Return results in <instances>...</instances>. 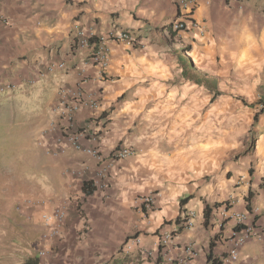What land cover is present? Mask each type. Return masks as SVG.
Masks as SVG:
<instances>
[{
    "label": "crops",
    "instance_id": "1",
    "mask_svg": "<svg viewBox=\"0 0 264 264\" xmlns=\"http://www.w3.org/2000/svg\"><path fill=\"white\" fill-rule=\"evenodd\" d=\"M238 5L237 0H209L193 11L194 18L204 23L203 31L176 33L168 27L179 13L175 0H0V15L11 22L9 26L0 23V83L36 85L40 78L46 79L45 85L60 83L48 108L46 126L38 127L37 135L43 131L42 139L56 144L60 133L48 138L45 131L49 122L58 117L62 94L71 91L80 92L85 99L98 98L97 110L93 112L84 103L75 120L81 127L92 115L97 117L100 136L94 140L84 138L82 145L98 148L109 159L107 190H94L85 196L82 184L89 182L96 164L84 152L71 147L54 157L44 152L46 163L42 170L57 197L67 201L68 218L75 220L74 231L79 232L86 222L89 227L81 238L87 240L97 232L94 226L98 227L89 244L90 252L112 254L133 232L138 233L146 251H152L157 233L171 230L173 254H182L183 245L193 243L198 257L192 264H207L209 241L221 226L223 237L213 252L221 257L226 251L225 239L232 221L218 227L211 219L209 226L203 225L205 203H214L218 198L212 194V184L206 177L220 171V157H210L204 145L209 143L208 138L200 143L186 136L192 133H187L191 128L185 124V113L197 104L200 95H206L209 102L212 94L204 85L183 78L180 58L191 61L199 74L216 80L217 96L226 93V76L240 73L241 67L248 70L253 87L264 90V3L254 1L252 9L244 10ZM76 22L97 36L128 31L136 43L128 46L110 39L106 67L100 73L85 51L71 49V30ZM51 60L65 62L68 69L46 73L44 64ZM233 76L230 81L234 83L237 79ZM83 77L87 81L80 85ZM104 112L106 116L100 118ZM169 113L175 114L176 122L179 114L184 123L179 128L177 123H171L168 137L162 138L155 122L163 121ZM260 121L264 122V115L258 116L256 123ZM56 145L63 146L65 142ZM126 145L137 153L124 159L111 156L117 146ZM81 164L87 165L89 171L72 175ZM247 164L252 170L244 184L228 192L229 199H235L231 202L233 209L241 211L248 206L249 193V207L264 208V132L259 134ZM217 185L224 186L220 180ZM151 191L158 196L156 209L137 210L136 199ZM186 193L192 197L180 206L179 200ZM77 200L82 201L83 214L78 221L74 215ZM223 206L212 210V218ZM191 212L192 226L183 228L181 221ZM177 218L181 219L179 224L175 223ZM113 238L118 242L110 243ZM261 243L264 250V239Z\"/></svg>",
    "mask_w": 264,
    "mask_h": 264
},
{
    "label": "rangeland",
    "instance_id": "2",
    "mask_svg": "<svg viewBox=\"0 0 264 264\" xmlns=\"http://www.w3.org/2000/svg\"><path fill=\"white\" fill-rule=\"evenodd\" d=\"M237 1L243 10L252 9L254 1L264 3V0ZM234 74L237 81L233 83L230 78L233 79ZM234 74L226 76V93L223 96L210 95L207 102L206 95H200L197 104L189 113H185V124L191 128L187 129V133H192L186 136L195 137L200 143L208 138L209 143L204 145L210 157H220V171L208 175L206 180L212 184L214 197L218 196L216 199L213 197L214 203H225L223 207L235 202V199H229L228 192L244 184L248 171L252 170L247 167L248 156L254 153L259 134L264 132V122L257 124L255 121L257 114L259 117L264 115V90L253 87L245 67H241L240 73ZM44 82L46 79L40 78L36 85L23 83L0 92V264H25L35 257L39 264H112L111 256L121 259L123 264H136L135 259L138 264L144 263L138 251L128 254L122 252L124 243L138 236L136 232L126 236L112 254L99 255L89 249L98 227L95 229L94 226L97 232L87 240L81 238L82 232L89 227L86 222L82 223L79 232L72 228L75 220L68 218L67 201L63 202L57 197L42 172L46 157L41 144L43 131L40 137L37 128L46 126L48 108L58 89L56 87L60 85L58 81L46 85ZM165 115L169 117L155 122L162 138L168 137L171 123H177L178 128L184 123L179 114L177 122L174 113ZM218 180L224 186L217 185ZM148 194L155 195L156 191ZM185 197L188 194L182 198ZM81 205L82 201L77 200L74 214L77 221L79 216H83ZM156 206L154 204L147 210L154 211ZM57 208H64L67 212L63 233L59 239H50L47 237L49 228L44 217H49ZM136 209L142 211L140 206ZM113 235H117L116 232ZM44 236L48 239L44 240ZM114 238L109 242L117 243ZM41 251L44 256H40ZM262 251L261 241L254 238L239 250L238 260L231 264H264ZM147 261L156 264L158 258Z\"/></svg>",
    "mask_w": 264,
    "mask_h": 264
},
{
    "label": "built area",
    "instance_id": "3",
    "mask_svg": "<svg viewBox=\"0 0 264 264\" xmlns=\"http://www.w3.org/2000/svg\"><path fill=\"white\" fill-rule=\"evenodd\" d=\"M179 13L176 19L170 24L172 32L183 33L189 30L195 29L202 32L204 29V23L195 19L193 16V11L202 4H206L209 0H175ZM0 23L6 26L11 25L10 21L4 16L0 15ZM72 40L75 41L78 50L85 51L88 55V59L99 67V72L106 67V62L108 59L109 47L107 42L110 39H116L117 41L123 42L128 46H134L136 43V38L128 31H122L120 33L108 32L104 35H96L94 31L86 29L81 26L80 23L76 22L71 30ZM92 37H97L98 41L96 44H91L90 39ZM44 70L46 73H54L55 71H66L68 69L65 62H54L47 61L44 64ZM87 78L80 80V85L84 84ZM15 84L11 82L0 83V92L7 89H14ZM61 107L58 110V117L55 120H51L45 133L48 138H52L57 131L60 133L56 138V144L61 143L63 140L65 145L59 146L56 144H48L42 139L41 144L43 145L44 152L46 155L59 156L65 153L68 147L76 151L84 152L90 159H92L96 167L91 172V176L88 181L93 186L94 190L104 192L108 188V172L111 167L109 159L102 155L98 148H90L82 145V140L84 138L94 140L98 137L99 128L97 123L94 121L97 117L92 115L87 124L79 127L75 115L81 109L82 105L85 103L89 106L93 112L98 108V98L95 96L89 99H85L80 92L68 91L61 95ZM137 153L130 146H121L118 151L111 153V156L118 159H124L129 156L135 155ZM89 168L85 164H81L78 171H72L71 174L74 176H79L88 172ZM262 184L264 185V177L262 178ZM155 197V198H154ZM157 193L155 195H145L140 196L136 199L135 203L139 204L140 208H151L156 204ZM234 203V202H233ZM233 203H229V207L223 208L221 211L217 212L218 215L214 216L212 220L216 221L215 224L219 227L222 222L228 218L233 223L239 227L238 230L230 229L228 236L225 239L226 251L221 258L222 264H231L238 260L239 250L252 239H257L263 241L264 239V208L259 206H250L244 210L233 209ZM247 206V205H246ZM231 210V211H230ZM230 211V213H228ZM215 214V213H214ZM67 212L64 208H57L52 212L49 217H44L46 226L49 228L48 238H61L64 227V220L66 218ZM193 213L186 215L181 221L183 228L192 226ZM173 234L174 231L164 230L160 231L157 235L156 241L154 243V250L146 251L142 243L140 236H134L128 239L123 247L122 252L125 254L133 253V251H138L141 256V260L144 262L142 264H147L148 259L157 258L160 260L158 264H192V262L198 257L197 249L193 243H187L182 247V254L175 255L172 253L173 249ZM46 237V239H48ZM45 239V236L43 238ZM40 256H44V252H40ZM262 256L264 257V250L262 251ZM137 259H135L136 264Z\"/></svg>",
    "mask_w": 264,
    "mask_h": 264
},
{
    "label": "trees",
    "instance_id": "4",
    "mask_svg": "<svg viewBox=\"0 0 264 264\" xmlns=\"http://www.w3.org/2000/svg\"><path fill=\"white\" fill-rule=\"evenodd\" d=\"M170 28V25L168 26ZM91 44H96L98 41L97 37H92L90 40ZM77 45L75 43L74 40H71V49H76ZM180 65L182 68V75L183 78L193 82L195 84L198 85H204L205 87L209 88L210 93L213 95V97H216L217 95H219V93L217 92V87H216V80H214L213 78H207L206 76H203L201 74H199L197 72V70L195 69V67L193 66L191 61H187L183 58H180ZM106 116V112L102 113L100 118H103ZM258 114L255 116V121L257 122L258 120ZM120 148V146H117L113 151H118V149ZM82 191L85 194V196H90L93 194L94 192V188L92 185H90L89 182H83L82 184ZM252 197V193H249L248 197H247V207H249V199ZM191 199L190 196L185 197V198H181L179 200V205L180 206H184L187 204V202ZM225 205V203H213V204H205L204 208H203V225L205 227L209 226L211 224V219H212V210L214 208H218ZM181 221V219L177 218L175 220V223L179 224V222ZM228 219H225L222 222V225L227 222ZM222 226L220 228V230L213 236V238L209 241V245H208V249H207V253H206V262L207 264H222L221 263V258L224 254H222L221 257H218L216 255H214V249L216 247V242L218 241V239H220V237L222 238L223 236V232H222ZM232 230H238L239 227L234 225L231 227ZM112 260V264H123L121 259H115L114 256L111 257ZM160 263V260L158 259V262L156 264ZM25 264H39V260L38 258H32L31 260H28Z\"/></svg>",
    "mask_w": 264,
    "mask_h": 264
}]
</instances>
